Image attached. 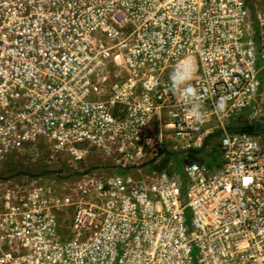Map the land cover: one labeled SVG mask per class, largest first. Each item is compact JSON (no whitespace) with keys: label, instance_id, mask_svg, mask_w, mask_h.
Returning <instances> with one entry per match:
<instances>
[{"label":"built area","instance_id":"built-area-1","mask_svg":"<svg viewBox=\"0 0 264 264\" xmlns=\"http://www.w3.org/2000/svg\"><path fill=\"white\" fill-rule=\"evenodd\" d=\"M259 16L249 0H0V264H264Z\"/></svg>","mask_w":264,"mask_h":264},{"label":"rangeland","instance_id":"rangeland-1","mask_svg":"<svg viewBox=\"0 0 264 264\" xmlns=\"http://www.w3.org/2000/svg\"><path fill=\"white\" fill-rule=\"evenodd\" d=\"M251 3L253 4V10H255L260 15L258 17V19H260V22H263V24H264V0H251ZM261 99L263 102L262 111L264 112V95L261 97ZM168 157H170V156H168V155L161 156L159 161L156 162L155 164L151 165L150 167H148L146 172H154L157 169H163V168H166L167 166H169ZM179 167H180V169H182L181 164H179ZM17 168H20L23 172H31L30 170H36L39 168V166H34L33 164H22L19 167L17 166ZM17 168L15 169L14 167H12V168H10L9 172L12 173V172L16 171ZM73 170H74L73 168L69 169V172H72ZM129 173H131L132 175H135L134 172L129 171ZM137 175H139V174H137ZM140 175H142V174H140ZM76 178L78 180V177H70L68 179H65L64 181L58 180L57 183H58V185L66 186L67 188L68 187L70 188V187H73L75 185V182H76L75 179ZM65 216H67V214Z\"/></svg>","mask_w":264,"mask_h":264},{"label":"clouds","instance_id":"clouds-1","mask_svg":"<svg viewBox=\"0 0 264 264\" xmlns=\"http://www.w3.org/2000/svg\"><path fill=\"white\" fill-rule=\"evenodd\" d=\"M180 71H175L170 75V80L172 81V86L174 89L178 88L179 85L183 84L185 81L191 78V73L186 67H179ZM191 96L192 98H197V92L195 89L188 87L185 92V98ZM192 116L197 119L202 117V114L198 110V106L194 105L192 109Z\"/></svg>","mask_w":264,"mask_h":264},{"label":"trees","instance_id":"trees-1","mask_svg":"<svg viewBox=\"0 0 264 264\" xmlns=\"http://www.w3.org/2000/svg\"><path fill=\"white\" fill-rule=\"evenodd\" d=\"M249 3L252 5L253 7V4L251 3V0H249ZM235 129H240V130H248L250 132H253L255 131L256 129H258V126H237L235 127Z\"/></svg>","mask_w":264,"mask_h":264},{"label":"water","instance_id":"water-1","mask_svg":"<svg viewBox=\"0 0 264 264\" xmlns=\"http://www.w3.org/2000/svg\"><path fill=\"white\" fill-rule=\"evenodd\" d=\"M196 160H198V158H196Z\"/></svg>","mask_w":264,"mask_h":264}]
</instances>
